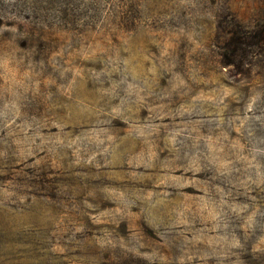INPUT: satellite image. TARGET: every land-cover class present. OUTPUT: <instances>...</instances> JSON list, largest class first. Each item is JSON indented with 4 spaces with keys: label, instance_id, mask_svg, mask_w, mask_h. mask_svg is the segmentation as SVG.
I'll return each instance as SVG.
<instances>
[{
    "label": "rangeland",
    "instance_id": "obj_1",
    "mask_svg": "<svg viewBox=\"0 0 264 264\" xmlns=\"http://www.w3.org/2000/svg\"><path fill=\"white\" fill-rule=\"evenodd\" d=\"M0 264H264V0H0Z\"/></svg>",
    "mask_w": 264,
    "mask_h": 264
}]
</instances>
